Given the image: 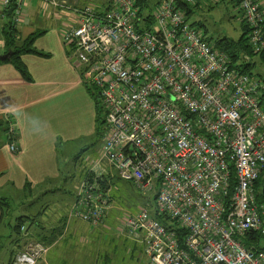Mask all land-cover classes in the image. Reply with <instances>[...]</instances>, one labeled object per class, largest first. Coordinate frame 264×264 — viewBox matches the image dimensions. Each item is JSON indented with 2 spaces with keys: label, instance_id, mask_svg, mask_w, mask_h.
Listing matches in <instances>:
<instances>
[{
  "label": "built area",
  "instance_id": "obj_1",
  "mask_svg": "<svg viewBox=\"0 0 264 264\" xmlns=\"http://www.w3.org/2000/svg\"><path fill=\"white\" fill-rule=\"evenodd\" d=\"M26 1L3 0V16L13 8L19 25ZM178 1L161 0L141 30L138 0L104 7L43 0L76 16L62 42L102 101L109 133L98 170L106 161L142 194L155 191L154 210L175 224L161 223L147 201L124 216L119 231L143 242L148 264H264V181L257 184L264 177V77L245 72ZM239 7L248 44L264 55V1L240 0ZM7 135L18 152L10 117ZM94 168L77 188L73 215L98 226L112 201L105 171ZM48 250L30 241L15 262L36 264Z\"/></svg>",
  "mask_w": 264,
  "mask_h": 264
},
{
  "label": "crops",
  "instance_id": "obj_2",
  "mask_svg": "<svg viewBox=\"0 0 264 264\" xmlns=\"http://www.w3.org/2000/svg\"><path fill=\"white\" fill-rule=\"evenodd\" d=\"M57 1L77 6L86 5L80 0ZM218 1L230 4L236 13L235 17L241 18L242 10L236 0H199L193 4V10L195 12L199 8H212ZM3 10V0H0V56L8 52L5 29L8 22L13 23L12 15L8 13L10 17L3 16ZM22 12L21 23L17 26L13 23L18 30V38L24 40L39 33L33 47L47 55H21L28 77L10 61L0 63V196L5 197L4 189L7 187L16 192L36 188L44 191L41 210L22 215L33 219V228L22 233L24 240H39L49 246L45 260H40L37 264H95L97 261L94 255L99 259V264H102V254L105 255L104 264H113L114 260L104 248L109 249L107 241L122 239L120 236L123 234L108 233V230L102 228L111 219L114 225L119 223L116 211L112 208L114 203L98 226L75 217L73 208L80 182L74 186L73 199L66 200L63 197L58 200L62 201L64 209L60 215L56 214V217L48 219L45 216L51 192L57 191V188L61 195L71 191L66 189L65 178L70 176L65 162L71 157L72 145L81 143L84 146L82 141L95 134L98 124V91L83 82L81 68L70 58L71 51L62 42L63 30L76 23V16L72 12L46 6L43 0H27ZM243 31L244 26L241 25V33ZM7 117L12 119L19 132V151L16 153L9 148ZM97 159L98 157L94 159L84 178L95 167L98 173L105 171L102 174L110 185L113 174L108 172L104 164L98 170L95 163ZM43 212L45 213L42 214ZM4 221L5 218L1 221L0 210V240L8 234L1 230ZM86 229L92 233L88 234L84 231ZM11 241L15 244V252L11 251L10 258L15 256L20 239ZM89 242L100 244L101 255L96 253L93 246H90L92 250L89 251ZM119 244L121 246L122 242ZM119 244H113L112 248H119ZM8 261L7 264L14 263L11 259Z\"/></svg>",
  "mask_w": 264,
  "mask_h": 264
},
{
  "label": "rangeland",
  "instance_id": "obj_3",
  "mask_svg": "<svg viewBox=\"0 0 264 264\" xmlns=\"http://www.w3.org/2000/svg\"><path fill=\"white\" fill-rule=\"evenodd\" d=\"M160 1L161 0H146V10L154 13L158 9ZM80 2L82 4H89L96 7H104L109 4L110 0H80ZM4 11L5 10L2 11V15L5 13ZM235 15L236 13L233 11L230 4L227 5L224 1H218L212 8H199L193 13V15L188 17V20L189 22L194 23L210 41L217 43L219 39L232 38L237 40L240 38L242 34L241 25L244 26L245 22L242 19V14L241 18L239 16L235 17ZM6 16L7 15H5V17ZM254 60L256 63L254 67H252V72L264 76L263 58L261 56L254 55ZM100 114V120H97L98 124L96 125L95 134L82 141L84 146H82L81 143L72 145L71 157L65 162V168L70 176L69 178H65L67 180L66 189H70L71 191L61 195L57 192L59 191L57 188V191L50 193L51 197L48 199L47 203L49 207L46 209V213H42H45L46 219L56 217V214L60 215L63 212V203L62 201L58 200L62 199L63 197H66V200H68V198L73 199L74 186L82 182V179L84 178L94 159L100 157L102 146L105 143L109 133V130L106 129L105 123L102 121L104 120L102 101L100 102ZM103 164L108 169V172L113 174L112 179H110V185H108L110 188L109 196L112 199V203H114L112 208H114L113 210L116 211L119 223L114 225V222H112L111 219L110 221L105 222V225L102 229L108 230V233L116 234V232H120L119 226L122 225L123 218L127 213L139 211L147 201H151L150 203L154 202L152 201V198L155 196V191L146 195L142 194L134 187L132 183L119 178L116 169L112 168L108 162H102L101 166ZM4 191V195L10 203V208L7 210L5 221L1 227V230L3 232L6 231L8 234H6V236L0 240V263L2 262V264H7L9 262L8 260L11 259L14 262L12 264H16L15 260L17 255L24 251L26 249V244L30 242V240H24L25 238H23L22 233L18 234L16 231H14V227L17 224V219L24 214L29 215L41 210L40 207L43 206L44 202V191L41 188H36L32 191L28 189L24 192H16L15 189H12L11 187L5 188ZM112 214L113 213H111V215ZM25 225L28 229L33 228V224L29 220L25 222ZM84 231H86L88 234L92 233V231L89 229ZM120 237L122 239H113V242L110 240L107 241L109 242V244H107L109 249L104 248V250H106L105 252L110 254V257L114 260L113 264H148V258L145 253L144 244L141 240L129 238L125 235ZM19 239V246L18 249L16 247V253L14 254L15 256L10 258L12 255L11 251L14 248L13 245H15L11 240L14 241ZM34 241L42 243L45 247H49L47 244L39 240ZM97 242H89V251L92 250L90 246H93L96 253L101 255L100 249L102 247L100 244H97ZM119 242H122L121 246ZM115 243L119 244L120 247L112 248V245ZM48 252H46L37 262L40 260H45ZM94 256L95 260L97 261L95 264H99V259L96 258V255ZM102 256L103 258L100 260L102 261V264H104L105 255L102 254Z\"/></svg>",
  "mask_w": 264,
  "mask_h": 264
},
{
  "label": "trees",
  "instance_id": "obj_4",
  "mask_svg": "<svg viewBox=\"0 0 264 264\" xmlns=\"http://www.w3.org/2000/svg\"><path fill=\"white\" fill-rule=\"evenodd\" d=\"M239 2V6H240V0H236ZM138 4L141 8V12H140V16L144 17L146 20V24H144L142 26V29L145 28H150V26L153 23V17H152V12L151 11H147L146 10V0H138ZM178 7L179 9L181 8L187 16V19L189 16L193 15L194 10H193V4H189L184 0H179L178 1ZM8 15V13H7ZM8 17H10L8 15ZM194 24V23H192ZM249 31V27L248 25L245 23L244 25V31L242 32V35L239 39L234 40L232 38H224V39H219L218 42L216 43L217 45H219L222 49H224L229 56L233 57V59L235 61H240L241 64V68L244 69L245 72L250 73V74H254L252 72V64L246 59V56H249L251 58V61L254 63H256V61L254 60V55L255 53H253L252 48L250 46V44H248V32ZM5 34H6V45H7V51H12V55L10 57L9 60L11 63L15 64L16 67L26 76L28 77L29 74L27 73L26 67L25 65L22 63L21 61V55L24 53H36V54H40V55H47L43 52H39L37 51L34 47L33 44L35 42V39L38 37V35H40L39 33H35L30 35L29 37H27L24 40H20V38H18V30L17 28L13 25L12 22H8L6 29H5ZM261 57L264 60V55H261ZM1 62H5V61H1ZM261 75V74H259ZM262 76V75H261ZM264 77V76H262ZM98 102V120H100V100L99 97L96 96ZM104 122V120H102ZM264 181V177H261L258 181L257 184L261 183ZM102 185L105 187L106 190L109 189L108 187V181L107 180H101ZM156 199V196H154L152 198V201H154ZM112 201V199H111ZM151 202V201H150ZM154 202L151 203V211L154 217H156L161 223H163L165 226H167L168 228H174L175 224L172 223L168 217L164 216V215H159L157 214V212L154 210ZM10 208V203L8 202L6 197L0 196V210H1V221L4 220V218L6 217V213L7 210ZM29 220L32 222V217L30 216H21L17 219V224L14 227V231H16L18 234L21 233H26V231H28V228L25 225V222ZM25 227V230L23 231L22 228ZM180 235H184V233L180 230H178Z\"/></svg>",
  "mask_w": 264,
  "mask_h": 264
},
{
  "label": "water",
  "instance_id": "obj_5",
  "mask_svg": "<svg viewBox=\"0 0 264 264\" xmlns=\"http://www.w3.org/2000/svg\"><path fill=\"white\" fill-rule=\"evenodd\" d=\"M10 15H12L13 13V8H10L9 9V12H8ZM12 55V51H8L7 53H5L4 55L0 56V60L1 61H6V60H9L10 57ZM246 58L249 60V62L254 65V63L251 61V58L249 56H246Z\"/></svg>",
  "mask_w": 264,
  "mask_h": 264
}]
</instances>
